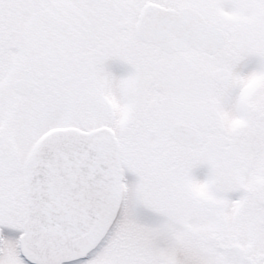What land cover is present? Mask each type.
I'll return each instance as SVG.
<instances>
[{
    "label": "rangeland",
    "instance_id": "rangeland-1",
    "mask_svg": "<svg viewBox=\"0 0 264 264\" xmlns=\"http://www.w3.org/2000/svg\"><path fill=\"white\" fill-rule=\"evenodd\" d=\"M10 9V14L15 13L14 6L10 5ZM15 14L19 16V22L9 25L11 35L6 44L15 47L11 50L12 79L22 74L23 70L34 73L38 67L40 48L46 49L45 52H51L56 46L83 49L84 45L88 47L84 36L92 31L107 32L113 38L111 42L119 49L133 46L137 40L131 33L133 22H82L80 31H76L53 20L52 15L39 6L24 7ZM20 48L28 52L30 60L27 64L18 60ZM118 54L92 66L94 86L105 100L101 113L92 112V120L78 116L76 110L75 122L61 105H47L42 110L22 113L17 118V114H13L15 118L12 116L11 120L16 121L6 129L2 127L7 145L15 150V157L16 154L20 157L18 163L13 160V170L23 164L37 141L22 142L20 130L31 126L38 116H47L52 112L66 113L67 118L77 125L94 127L102 123L116 134L118 163L125 171L117 199L127 193L122 229L156 264H212L208 250H212L217 257H229L237 250L252 248L253 234L264 222V135H257L248 147L238 144L244 143L242 136L216 135L213 141L209 140L214 146L209 144L204 147V150L211 149L210 153L204 152L200 156L192 152L191 156L188 150L173 147L169 164L154 163L151 143L153 137L158 136L142 135L141 144L135 145L137 135L122 133L123 123L127 120L125 117L131 115L138 91L126 76L124 65L117 61ZM225 59V56H219L217 63H233H227ZM258 65V58L252 57L238 71V79H264V70ZM257 73L260 74L258 78L255 76ZM250 74H253L251 78ZM204 79V120L210 125L217 103L228 94L223 93L220 86H210L206 82L210 79L208 76L204 75ZM11 95L13 107H22L25 111L37 105L36 94L19 100L11 88ZM196 158L200 162L203 160L202 166L198 160L194 163ZM207 158L219 161L214 166H208L205 165ZM198 189L203 190V196L197 192Z\"/></svg>",
    "mask_w": 264,
    "mask_h": 264
},
{
    "label": "snow or ice",
    "instance_id": "snow-or-ice-1",
    "mask_svg": "<svg viewBox=\"0 0 264 264\" xmlns=\"http://www.w3.org/2000/svg\"><path fill=\"white\" fill-rule=\"evenodd\" d=\"M6 3L14 6L15 13L39 6L76 31L86 19V6L111 10L129 24L143 13L146 29L178 20L191 29L193 39L180 40L170 33L177 54L220 82L230 95L237 93L238 79L226 65L217 63V57L226 56L237 64L256 57L258 68L264 70V0H0V49L6 27L19 22L18 15L5 12ZM162 8L174 9L175 17H162ZM84 38L88 46L85 71L110 55L126 52L116 48L112 36L103 30ZM259 111L264 113V107ZM5 113L0 90V121ZM79 127L66 113L52 112L21 129L20 139L32 143L43 137L40 147L47 151L77 143ZM14 159L0 127V264H156L122 229L127 193L89 214L88 205L71 200L64 185L51 174L41 173L38 162L13 170ZM253 239L252 248L229 257H217L208 250L212 264H264V222Z\"/></svg>",
    "mask_w": 264,
    "mask_h": 264
},
{
    "label": "flooded vegetation",
    "instance_id": "flooded-vegetation-1",
    "mask_svg": "<svg viewBox=\"0 0 264 264\" xmlns=\"http://www.w3.org/2000/svg\"><path fill=\"white\" fill-rule=\"evenodd\" d=\"M4 10L10 14V5L6 3ZM100 12L102 15H98ZM103 13L111 15L108 17ZM138 16L133 21V32H131L137 40L133 46L122 47L121 49L124 48L126 52H121L117 56V61L125 67L126 76L138 91L131 115L125 117L127 120L123 123L122 133L128 132L130 135H137L135 145L141 144L142 135L158 136L153 137L151 143L152 158L154 163L164 162L166 164L171 162L170 156L173 147L186 149L191 156L193 153L201 156L204 152L210 153L211 149L205 148L204 150V147L209 144L213 147L214 143L209 140L213 141L216 135L242 136L244 143L238 144L245 147H248L257 135H264V113L259 111L261 107H264V79L250 81L238 79L237 76L241 67L249 63L252 57L237 64L225 56L227 63H233L222 65H226L230 73L238 79V91L234 95L225 91L220 82L211 78L206 79L210 86H220L222 92L228 94L222 102L217 103V111L209 125V121L205 123L203 112L204 74L184 61L176 51H167L155 43L146 42L138 37L134 30ZM85 17L83 23L93 21L125 22L111 10L99 9L96 6H86ZM52 19L60 23L54 16ZM10 35V27L7 26L3 47L0 49V90H2L6 108L3 121H0V127L6 129L12 122H15L16 119L11 120L13 114H17V118L22 113L42 110L47 105L65 107L75 122L77 111L78 116L85 117V119H89L88 121L93 118L92 112L101 113V106L105 100L102 98L100 90L94 86L93 65L88 71H85L83 67L88 47L84 45L83 49L81 47L66 49L56 46L51 49V52H45L46 49L40 48L37 59L38 67L35 68L34 73L23 70L22 74L12 79L11 50L15 47L6 46L9 43ZM19 50L18 60L23 62L22 64L25 62L27 64V61L30 60L27 56L28 52H25L24 48ZM17 81H22L18 87L15 86ZM11 88L16 92L19 100L36 94L37 105L30 106L25 111L22 107H13ZM13 118L15 117L13 116ZM174 125H186L193 128L201 137V142L196 145H185L178 142L170 133ZM79 126L83 130H93L102 126V123L94 127ZM5 137L7 138V136ZM38 140L35 146H37ZM7 141L10 144L8 139ZM228 148L232 150L230 146ZM12 151L15 152L14 149ZM216 151H221V149H216ZM19 158L16 154L14 160L18 163ZM197 160L196 158L194 163ZM205 161V165L214 166L219 160L207 158ZM199 163L202 166L203 160ZM200 169L202 170L203 167ZM202 191L199 189L197 191L200 196H203Z\"/></svg>",
    "mask_w": 264,
    "mask_h": 264
},
{
    "label": "water",
    "instance_id": "water-1",
    "mask_svg": "<svg viewBox=\"0 0 264 264\" xmlns=\"http://www.w3.org/2000/svg\"><path fill=\"white\" fill-rule=\"evenodd\" d=\"M160 15L173 18L176 12L172 8H162ZM135 33L142 40L155 43L167 51H175L170 33L180 40L190 42L193 39L191 29L178 20H173L167 26L146 29L143 13L138 16ZM21 84L22 81L15 82L16 87ZM170 133L185 145L201 142L196 131L186 125H174ZM42 140L43 137L25 165L38 162L41 173L51 174L64 185L71 200L84 201L88 205L89 214L95 213L106 201H116L123 171L117 162L118 144L111 129L100 127L92 132L79 130L77 143L47 151L40 147Z\"/></svg>",
    "mask_w": 264,
    "mask_h": 264
},
{
    "label": "clouds",
    "instance_id": "clouds-1",
    "mask_svg": "<svg viewBox=\"0 0 264 264\" xmlns=\"http://www.w3.org/2000/svg\"><path fill=\"white\" fill-rule=\"evenodd\" d=\"M253 74H250V78L252 77ZM260 74H255V76L258 78Z\"/></svg>",
    "mask_w": 264,
    "mask_h": 264
}]
</instances>
